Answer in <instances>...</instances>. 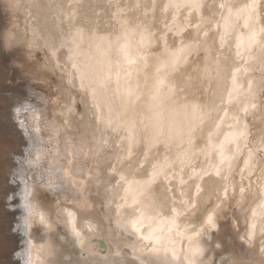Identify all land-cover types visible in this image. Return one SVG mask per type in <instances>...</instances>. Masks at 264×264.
Listing matches in <instances>:
<instances>
[{"label": "bare ground", "instance_id": "6f19581e", "mask_svg": "<svg viewBox=\"0 0 264 264\" xmlns=\"http://www.w3.org/2000/svg\"><path fill=\"white\" fill-rule=\"evenodd\" d=\"M15 9L60 96L1 103L0 83V262L264 264V0ZM224 234L244 252L224 255Z\"/></svg>", "mask_w": 264, "mask_h": 264}, {"label": "rangeland", "instance_id": "374dc122", "mask_svg": "<svg viewBox=\"0 0 264 264\" xmlns=\"http://www.w3.org/2000/svg\"><path fill=\"white\" fill-rule=\"evenodd\" d=\"M22 5H24V12L22 13H28V8H30L28 7L29 4L27 5V2L26 4L23 2ZM27 16L28 15H26V17ZM22 17H24V15H20V13H18V9H15L14 13L9 14L4 10V6L0 4V60L4 66V75L0 81V83L4 85L3 91L1 92V103L4 102L2 100L5 98L10 102L12 101L14 105L28 99L32 102L40 104L43 110V108L47 109L48 107L47 104L42 102L40 94H44L50 98L48 103H51L50 105H52L53 102H56L54 97L60 96L58 85V83H60L58 81L60 80L59 76L55 75L54 71H52L48 66L50 62L48 61V56L46 55L47 50H42L40 47L38 48L35 45H32L34 49H30L31 36L28 25H24V29H27L26 33H24L22 43L20 42V39H18V35H22V33H20V31H22V29H20V25H22ZM26 21H28V19ZM28 23L30 22L28 21ZM6 45L8 46V50H6ZM42 65H44L48 71H46ZM14 105L12 106L14 107ZM12 106H8V110L11 113H13L14 110ZM11 120L13 122L16 121L13 118V114L11 115ZM18 126L19 124H16V127L19 129L20 126ZM21 136H23L21 132L16 133L14 144L17 147V152L23 149L21 141L24 137L21 138ZM16 156L17 154L14 151H10L8 153L9 161L13 165L16 161ZM13 172L14 168L9 166L7 168L6 179L4 180L5 186L9 185L13 181ZM11 196L12 192H6V194L4 193V195L0 198L1 209H11L12 202H10L9 205L7 203L11 200ZM38 200L43 205L47 207L50 206V202L46 194L40 195ZM14 218L15 216L9 215L5 220L8 224L7 234L10 235V238L14 240L15 243H17L16 238L12 235L13 229L11 228ZM225 227L229 226L226 224ZM230 236L233 238L232 233ZM234 239L235 237L233 240ZM222 240L224 242L222 248L225 253L224 255H238L244 252V250H242V252L239 251L240 249L237 242L234 248V243L231 242L232 239H229V236H226V234L223 235ZM14 252L16 251L10 252L6 258H3L1 260L2 263L0 262V264H17L15 260H13Z\"/></svg>", "mask_w": 264, "mask_h": 264}, {"label": "clouds", "instance_id": "9594fccd", "mask_svg": "<svg viewBox=\"0 0 264 264\" xmlns=\"http://www.w3.org/2000/svg\"><path fill=\"white\" fill-rule=\"evenodd\" d=\"M17 0H0V4L4 6V10L9 14L14 13L16 7ZM6 50H8V46L6 45Z\"/></svg>", "mask_w": 264, "mask_h": 264}, {"label": "water", "instance_id": "95a60500", "mask_svg": "<svg viewBox=\"0 0 264 264\" xmlns=\"http://www.w3.org/2000/svg\"><path fill=\"white\" fill-rule=\"evenodd\" d=\"M18 208H19V210L22 211V212H21V214H22V213H23V209H22L20 206H19ZM20 221H21V219H20ZM19 232H20V231H19ZM19 237H22V235H20ZM20 243H21V242H20ZM151 244H152V242L149 241V242L147 243V246H149V245H151ZM97 246H98V248H99V250H100L101 252H103V251L105 250V244H104V242H103L102 240H100V239L97 240ZM16 261H18L19 264H23V263L21 262L20 258L17 259Z\"/></svg>", "mask_w": 264, "mask_h": 264}, {"label": "snow or ice", "instance_id": "6c2138e0", "mask_svg": "<svg viewBox=\"0 0 264 264\" xmlns=\"http://www.w3.org/2000/svg\"><path fill=\"white\" fill-rule=\"evenodd\" d=\"M206 224H207V229L206 230H211L214 229L217 225L215 222V217L212 214H209L206 220ZM210 234V232H209Z\"/></svg>", "mask_w": 264, "mask_h": 264}]
</instances>
